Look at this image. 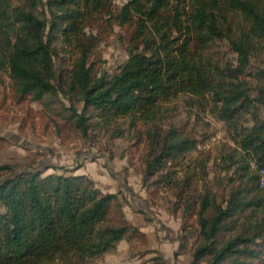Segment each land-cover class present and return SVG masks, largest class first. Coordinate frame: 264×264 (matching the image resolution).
<instances>
[{
  "label": "trees",
  "instance_id": "16d2710c",
  "mask_svg": "<svg viewBox=\"0 0 264 264\" xmlns=\"http://www.w3.org/2000/svg\"><path fill=\"white\" fill-rule=\"evenodd\" d=\"M113 1L0 0V70L19 99L62 96L58 107L83 138L91 127L145 126L153 150L144 174L162 182L197 143L173 127L161 133L165 104L208 100L236 144L225 167L234 176L221 199L210 187L186 195L190 180L181 183L176 197L200 238L191 264H264V68L251 64L264 51V0H127L116 11ZM102 18L128 29V57L108 74L95 70L97 37L86 32ZM221 41L235 65L220 60ZM43 173L0 165V264L82 263L137 231L116 192L84 174Z\"/></svg>",
  "mask_w": 264,
  "mask_h": 264
},
{
  "label": "rangeland",
  "instance_id": "374dc122",
  "mask_svg": "<svg viewBox=\"0 0 264 264\" xmlns=\"http://www.w3.org/2000/svg\"><path fill=\"white\" fill-rule=\"evenodd\" d=\"M126 1L114 0V11ZM86 32L97 37L92 54L95 70L116 72L128 57V29L102 18L92 21ZM220 45L214 47L220 51V60L235 65V55L227 42L221 41ZM251 64L264 68V51L255 54ZM56 99L61 100L58 103L66 102L62 96ZM58 103L45 105L19 99L9 77L0 70V165L8 164L14 170H43V174H84L102 192L118 194L128 223L137 228L103 256L72 264H160V259L167 264H191L192 251L200 238L195 215L185 214L182 197H176L181 183L190 180L186 195L196 196L210 187L221 199L234 176V166L225 167L229 162L226 154L236 144L208 100L198 104L186 95L174 98L165 104L161 121L155 124L161 133L173 127L197 142L162 170L169 171V182L158 181V173L152 177L144 174L145 159L153 150L145 126L91 127L83 138L66 120L67 112ZM249 169H256L253 162ZM258 174L263 188L261 169Z\"/></svg>",
  "mask_w": 264,
  "mask_h": 264
},
{
  "label": "built area",
  "instance_id": "2783aa9c",
  "mask_svg": "<svg viewBox=\"0 0 264 264\" xmlns=\"http://www.w3.org/2000/svg\"><path fill=\"white\" fill-rule=\"evenodd\" d=\"M261 170H262L261 182L263 183V181H264V168H261Z\"/></svg>",
  "mask_w": 264,
  "mask_h": 264
}]
</instances>
